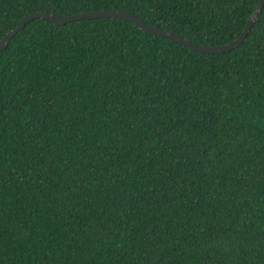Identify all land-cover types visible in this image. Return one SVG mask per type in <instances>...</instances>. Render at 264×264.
I'll list each match as a JSON object with an SVG mask.
<instances>
[{
    "label": "trees",
    "instance_id": "16d2710c",
    "mask_svg": "<svg viewBox=\"0 0 264 264\" xmlns=\"http://www.w3.org/2000/svg\"><path fill=\"white\" fill-rule=\"evenodd\" d=\"M259 0H0L122 9L200 45ZM208 54L118 17L34 18L0 51V264H264V6Z\"/></svg>",
    "mask_w": 264,
    "mask_h": 264
},
{
    "label": "water",
    "instance_id": "95a60500",
    "mask_svg": "<svg viewBox=\"0 0 264 264\" xmlns=\"http://www.w3.org/2000/svg\"><path fill=\"white\" fill-rule=\"evenodd\" d=\"M264 6V0H259L253 11L248 16L246 24L242 30V32L237 36L234 40L221 44V45H200L197 44L189 39H186L178 34H175L171 31L166 29L159 28L155 25H150L144 22L142 19L137 17L131 12L122 9H102L98 11L80 13V14H72L67 16H60L53 14L48 11H37L31 13L25 17H23L17 25L7 31L0 40V51L6 48L9 40L19 31L21 30L25 24L33 20L34 18H42L49 22L55 23L57 25H64L65 23L79 20V19H92V18H99V17H118L122 19H126L131 21L136 27L139 29L145 30L147 32L156 34L165 38L168 41L182 44L191 50L198 51L201 53H208V54H215V53H222L226 51H230L232 49L237 48L240 44L243 43L247 35L250 33L254 23L258 21V16Z\"/></svg>",
    "mask_w": 264,
    "mask_h": 264
}]
</instances>
